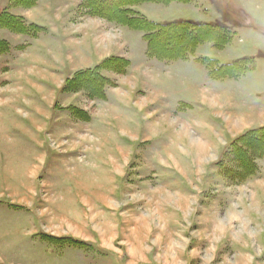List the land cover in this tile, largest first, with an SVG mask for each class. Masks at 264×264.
I'll use <instances>...</instances> for the list:
<instances>
[{"label":"rangeland","instance_id":"374dc122","mask_svg":"<svg viewBox=\"0 0 264 264\" xmlns=\"http://www.w3.org/2000/svg\"><path fill=\"white\" fill-rule=\"evenodd\" d=\"M116 1L96 0V6L109 10ZM7 5L0 0V13ZM47 5L55 7V17ZM85 8L84 0H39L32 21L44 32L31 30L27 38L0 30V264H264V157L254 161V175L242 178L231 147L264 127V0L132 5L134 13L159 24L223 27L226 43L202 42L187 58L162 61L147 55L142 32L125 27V50L117 36L114 51L122 55L99 63L128 62L123 75L101 72L115 84L129 72V60H155L152 72L166 80L176 113L189 110L192 124L209 118L201 136L172 118L159 126L164 133L170 125L174 141L190 136L185 150L155 144L158 131L144 122L133 128L142 134L139 140L118 128L129 143L117 129L96 127L93 134L81 123L74 128V120L94 107L85 91L63 88L74 74L94 67L74 73L66 48L55 54L57 60L38 58L54 42H69L52 32L54 18L58 30H74L89 19L93 26L110 24ZM203 60L217 67L234 64L230 73L237 77L213 79ZM135 73L151 76L137 67ZM204 78L206 93L185 90ZM121 95L156 123L146 114L157 109L152 98L134 91ZM195 98L204 105H185ZM74 104L83 106L82 113L74 112ZM165 113L160 109L154 116ZM102 136L108 138L103 142ZM42 140L47 154L40 157L32 148Z\"/></svg>","mask_w":264,"mask_h":264},{"label":"crops","instance_id":"0c3cea01","mask_svg":"<svg viewBox=\"0 0 264 264\" xmlns=\"http://www.w3.org/2000/svg\"><path fill=\"white\" fill-rule=\"evenodd\" d=\"M38 1L36 3V6L32 7V8H23V7H14L8 10L9 14L16 16V17H20L24 20V22L26 24H33L36 25L37 27L41 28L43 31V27L37 25L36 23H34L32 20L33 19V11L38 7ZM48 1V0H47ZM51 2H53L54 0H50ZM9 3V0H8ZM8 6V5H7ZM48 8H55L53 6H49L47 5ZM7 8V7H6ZM14 10V11H13ZM40 11V9H38V12ZM57 13V10H53V16L55 17ZM75 17V15H74ZM30 21V22H28ZM56 20L54 18V20L51 22L52 24V32L53 33H60L61 38L63 40H69V42L65 45L64 42L62 43H58V42H54L53 43V47L49 54L47 56H41L40 58H38V60H57L56 58V53L58 52V50H65L66 48V55L67 57L65 58L66 60H68V58H70V60H74V73H76V71L80 70V69H84V68H92L97 66L103 59L107 58V57H115L116 55H122V53H114L115 50H117L116 48V37L118 36V41L121 42L123 44V49L125 50V40L123 39L124 36V32H122V26H117L116 25H112L111 23L106 27H102V26H96V25H92L90 24V22L92 20L89 19L90 22H84V24H80L79 26L75 27L74 25V30H67V28H65L64 26H62V31L58 30V28L55 29L54 25L56 23ZM87 23V24H86ZM89 23V24H88ZM107 28V29H106ZM112 29V30H111ZM0 30H5L11 34H14L16 36H25L27 38H29L28 35H24V34H16L13 33L7 29H3L0 28ZM103 30V31H102ZM45 31V29H44ZM43 31V32H44ZM103 33H102V32ZM115 33V34H114ZM98 34H100V36H98ZM97 36V37H96ZM3 38V37H0ZM79 38H83L81 41V45L78 42L77 39ZM3 43V42H0ZM116 44V45H115ZM29 45L27 44L26 47H28ZM66 46V47H65ZM25 47V48H26ZM7 48H9L7 46ZM23 49V48H22ZM21 50V49H19ZM72 50V51H71ZM119 50V49H118ZM123 50V56H125ZM122 51V50H121ZM107 52V53H106ZM54 54V55H53ZM155 61V60H153ZM153 61L151 60H138L136 61L135 65H132V60H129L130 62V67H129V72L127 73L126 76L122 77L123 79H119L116 78V83L115 86H111V87H107L104 91V99L100 100V101H90L92 102V105L94 107V112L90 113L87 112V119H79L80 122L78 120H74V128L77 127L76 123H81V125H85L87 131L90 129L93 131L94 134V129L96 127L98 128H102V130H108L107 133L110 131V129H117L118 130V135L122 136L120 134L119 129L122 130H126L128 132V134L133 135L134 133L136 134V139H141L142 134L139 132H135V130H133V128H138L140 129L142 126L140 125V123L142 124L143 122L147 124V126L154 128L155 130L158 131V128L160 125L167 124L168 119L172 118V120L176 121L178 125L183 126L185 129L190 128V125H192L193 129L192 131L196 134L198 133V135H204V129H201L202 127L205 128L206 122H210L209 118H206V116H204V120L201 121H194L193 120V124H192V119L191 117H189V110H186V112H182V113H176V105L174 106V103H170V93H169V86L167 85V83L165 82L166 80H162L161 76L163 75H159L156 74L155 71L152 72V63ZM184 61V60H182ZM151 63V64H150ZM135 67L137 68H142L144 70L147 71V73H151L150 77H148V75L142 73L141 75L137 76V74L135 73ZM103 72L102 74L105 75L104 77L111 79L112 81L114 79H112V76H109L110 74ZM154 74V75H153ZM206 75V74H205ZM207 77V76H206ZM208 78V77H207ZM204 78L203 81L201 82H196V85L191 87L186 88L185 90L187 91L189 89V92L192 90L193 92H202L203 90H205V87L203 88V85L206 82V79ZM129 80L130 82H134V84L128 88V86H126L125 81ZM189 86V84L185 85L184 87ZM183 87V88H184ZM200 88H202L200 90ZM199 90V91H198ZM136 92L138 94L141 95H147L148 98H152V102L154 103L153 106H155V108H157L156 110H151V112L146 113V114H152L151 117L154 118V120L156 121V123H150L148 122V118L146 119V117L144 118L143 116V110L142 108H140L141 106L137 107L136 106V102L134 100L131 99V97L129 98H125L122 97L121 92H128L129 94H131L132 92ZM204 93H206V90L203 91ZM186 93V92H185ZM215 93V92H214ZM201 95V94H200ZM75 97V96H74ZM158 97V98H157ZM158 99V100H157ZM199 99H193L192 101H187V103H185V105H190L191 103H200L203 104V102L201 103ZM157 101V102H156ZM180 102V101H179ZM204 105V104H203ZM83 106L81 105H75L74 104V112H82ZM261 107V106H260ZM152 108V107H151ZM162 110V112L166 111V115H163V117H156L154 116L155 112L158 110ZM254 109V108H253ZM85 112V110H84ZM210 113V112H209ZM148 117V116H147ZM150 117V118H151ZM62 118V117H61ZM150 120H153V119ZM144 119H146L147 121H145ZM167 120V121H166ZM216 123V122H215ZM219 123V122H217ZM216 123V124H217ZM215 124V125H216ZM196 126V128H195ZM60 129L62 127H59ZM119 128V129H118ZM133 130V131H130ZM137 130V129H136ZM188 130V129H187ZM196 130H198L196 132ZM170 131V125L169 127H166V132H157L154 138V142L155 144L159 145V144H165L167 143L168 145H174V144H178V145H183V150L186 149L187 145H188V141H189V137L186 134V137H181L180 135H177V138L179 141H174L173 139V133ZM98 133H100V131H98ZM107 133H105L104 135H108ZM190 133V132H188ZM110 136V135H109ZM103 137V136H102ZM108 138V137H103V142L104 139ZM186 138V140H185ZM123 139V143H129V141L127 140V138H125L124 136H122ZM126 139V140H125ZM131 142V141H130ZM36 143V142H34ZM38 145H40L38 148L34 146V148H32V150L35 152L34 154H39L42 156H45L47 154V149L45 148V140H42ZM37 152V153H36ZM170 152V151H169Z\"/></svg>","mask_w":264,"mask_h":264},{"label":"trees","instance_id":"16d2710c","mask_svg":"<svg viewBox=\"0 0 264 264\" xmlns=\"http://www.w3.org/2000/svg\"><path fill=\"white\" fill-rule=\"evenodd\" d=\"M86 4V14L92 17H100L110 23L127 27L131 30L143 33V40L146 42L147 55L162 61H175L177 59L187 58L192 49L202 42H213L220 46L226 43L224 28L219 26H209L204 24H195L191 22H172L159 24L144 17L139 16L131 10V6L143 2H156L167 4L172 1L187 0H117L112 8L100 9L96 6V0H84ZM36 0H9L8 8L0 13V28L7 29L16 34L30 35V31H42L41 28L33 24H26L20 17L9 14L8 10L14 7L31 8L35 6ZM1 44V43H0ZM173 44H179L173 47ZM160 46V47H159ZM158 48V49H157ZM160 49L177 50L173 55H165ZM208 69L209 76L213 79H222L224 77H237V74L230 73L234 64L213 66L214 60H203ZM128 62L120 58H111L104 60L101 64L89 71H80L68 80L64 92H75L83 90L88 97L93 100L104 99L106 87L115 86L114 83L102 76L101 72L110 70L118 75H123ZM82 113V112H79ZM80 119H87L84 115ZM234 141L231 144L232 155L237 164H239V176L242 178L251 177L256 172L254 161L264 157V127L253 129L240 138V142ZM250 156H246V155ZM74 244L78 242L74 241Z\"/></svg>","mask_w":264,"mask_h":264},{"label":"bare ground","instance_id":"6f19581e","mask_svg":"<svg viewBox=\"0 0 264 264\" xmlns=\"http://www.w3.org/2000/svg\"><path fill=\"white\" fill-rule=\"evenodd\" d=\"M159 47H160V46H159ZM157 49H158V48H157ZM170 52H171V51H170ZM170 54L173 55V54H175V52H171ZM8 260H9V259H8Z\"/></svg>","mask_w":264,"mask_h":264}]
</instances>
